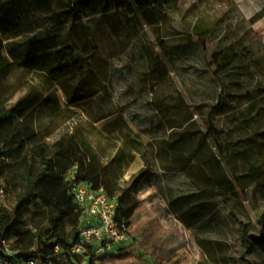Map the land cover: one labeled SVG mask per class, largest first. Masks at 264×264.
<instances>
[{
    "label": "rangeland",
    "instance_id": "374dc122",
    "mask_svg": "<svg viewBox=\"0 0 264 264\" xmlns=\"http://www.w3.org/2000/svg\"><path fill=\"white\" fill-rule=\"evenodd\" d=\"M68 31L75 54L68 61L76 73L60 82L0 50L5 84L18 81L53 92L44 137L84 133L101 157L115 160L122 185L143 174L144 188L156 179L164 199L189 198V206L200 205L205 215L194 229H129L110 254L72 263L264 264L259 222L264 219V0H163L130 11L88 8L81 22H67L61 36ZM211 55L216 68L209 64ZM73 91L79 104L69 100ZM209 118L225 133L221 164L238 185L231 195L218 194L188 171L167 168L169 145L190 137L197 146ZM206 139L216 155L213 138ZM61 181L47 184L57 188ZM16 185L5 187L2 202L9 210ZM41 209L31 205L26 212L25 248L46 243L32 239L38 231L34 212ZM19 239L12 233L13 244Z\"/></svg>",
    "mask_w": 264,
    "mask_h": 264
},
{
    "label": "trees",
    "instance_id": "16d2710c",
    "mask_svg": "<svg viewBox=\"0 0 264 264\" xmlns=\"http://www.w3.org/2000/svg\"><path fill=\"white\" fill-rule=\"evenodd\" d=\"M162 1L0 0V50L6 48L19 65L46 71L60 82L76 73L68 61L70 55H75L69 31L66 36H61L68 21L81 22L88 8L98 12L130 11L132 7L143 10ZM210 57L209 64L216 68V57ZM1 76L0 73V239L5 232L15 233L20 239L12 246L20 249L24 258L34 256L43 262H48L54 251L53 240L65 248L75 243L83 211L71 194L69 184L64 181V176L75 167L79 180L96 189H104L110 197L117 199L119 222L131 226L141 204L139 191L146 177L141 174L122 185L115 160L101 157L84 133L63 132L54 140L46 139L43 133L52 121L49 110L54 109L53 92L25 86L18 81L8 85ZM14 97L16 99L12 102ZM76 99L73 91L69 100L79 104ZM221 102L218 101L217 105L220 106ZM208 136L213 138L216 155L207 147ZM224 140L225 133L209 118L207 131L198 139L197 146H192L195 139L190 137L169 145L172 153L168 170L188 171L190 178L207 182L218 190V194L235 193L237 182L221 164ZM49 179L62 180V183L52 188L47 184ZM14 182L17 184L11 190L14 204L9 210L2 198L6 185ZM166 201L169 211L188 229H194L205 218L200 205L189 206V198L180 196ZM31 205L43 208L34 212L38 217L35 221L38 231L32 239L46 242L41 247L34 246L38 252L33 251L34 247L28 249L22 245V239L30 231L21 225ZM259 222L264 228V219L260 218ZM199 244L209 251L207 243L199 241ZM86 255L88 253L74 254L64 263L73 264L74 258L80 263Z\"/></svg>",
    "mask_w": 264,
    "mask_h": 264
},
{
    "label": "built area",
    "instance_id": "2783aa9c",
    "mask_svg": "<svg viewBox=\"0 0 264 264\" xmlns=\"http://www.w3.org/2000/svg\"><path fill=\"white\" fill-rule=\"evenodd\" d=\"M64 181L69 184L71 194L83 211L77 241L65 248L53 240L54 251L48 262H43L34 256L24 258L22 251L12 246L11 233L5 232L0 239V264H61L74 254L88 253L85 257L110 254L115 245L127 239L129 227L117 218L116 198L110 197L104 189H96L79 180L77 167L64 176ZM33 251L38 252V248L34 247Z\"/></svg>",
    "mask_w": 264,
    "mask_h": 264
},
{
    "label": "crops",
    "instance_id": "0c3cea01",
    "mask_svg": "<svg viewBox=\"0 0 264 264\" xmlns=\"http://www.w3.org/2000/svg\"><path fill=\"white\" fill-rule=\"evenodd\" d=\"M156 179L150 188L143 185L139 191L141 204L136 210L128 229H181L186 228L168 209V203L156 187ZM187 229V228H186Z\"/></svg>",
    "mask_w": 264,
    "mask_h": 264
}]
</instances>
